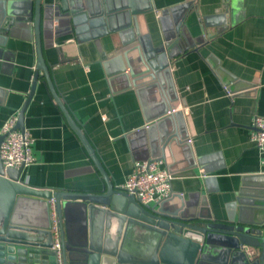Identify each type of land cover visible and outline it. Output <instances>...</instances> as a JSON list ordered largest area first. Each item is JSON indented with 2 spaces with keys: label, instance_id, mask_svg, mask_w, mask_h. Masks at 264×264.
<instances>
[{
  "label": "crops",
  "instance_id": "crops-1",
  "mask_svg": "<svg viewBox=\"0 0 264 264\" xmlns=\"http://www.w3.org/2000/svg\"><path fill=\"white\" fill-rule=\"evenodd\" d=\"M151 2L154 10L138 16L137 22L140 34L150 35L154 46L161 44L164 34L174 37L177 24L188 36L206 39L197 51L181 53L170 63L173 107L182 113L186 141L166 148L160 160L172 175L167 206L204 198L211 221L223 222L229 204L243 191L258 199L255 207L263 208L259 199L264 198V165L249 134L252 118L264 116V0ZM0 35L6 37L0 39L1 130L28 96L37 57L32 35L1 31ZM109 39H101L105 49ZM43 40L44 61L56 92L79 122L110 180L115 186L123 184L134 161L151 159L146 128L160 109L159 90L145 85L122 89L121 81L109 82L92 42L78 45L67 37L48 47V39ZM176 47L181 48V43ZM218 64L234 79L220 78L214 71ZM23 126L35 158L22 171L20 178L26 184L69 193L100 188V175L41 71ZM154 134L159 137V130ZM261 216L248 212L245 218Z\"/></svg>",
  "mask_w": 264,
  "mask_h": 264
},
{
  "label": "water",
  "instance_id": "water-1",
  "mask_svg": "<svg viewBox=\"0 0 264 264\" xmlns=\"http://www.w3.org/2000/svg\"><path fill=\"white\" fill-rule=\"evenodd\" d=\"M153 10L151 0H60L55 4L0 0V31L32 35L37 57L32 86L14 129L24 131V113L41 71L101 178L99 189L83 193L36 188L20 178L23 167L4 169L0 160V264H264V202L263 208L255 207L258 199L239 191L223 222L211 221L204 198H189L171 208L167 199L140 206L110 180L54 88L44 61L43 39H48V47L67 37L78 45L92 42L109 82L121 81L122 89L145 85L159 90L160 109L147 121L146 133L151 160H163L166 148L186 141L182 113L173 107L176 96L170 63L181 53L197 51L206 39L188 36L177 24L174 37L164 34L161 44L154 46L150 35L140 34L137 22L138 16ZM105 37L110 38L106 49L101 43ZM0 39L6 37L0 35ZM179 43L181 48L176 47ZM214 71L220 78L230 76L219 64ZM3 138L0 135V143ZM50 200L60 229V261L51 249ZM248 212L262 216L246 219Z\"/></svg>",
  "mask_w": 264,
  "mask_h": 264
},
{
  "label": "built area",
  "instance_id": "built-area-1",
  "mask_svg": "<svg viewBox=\"0 0 264 264\" xmlns=\"http://www.w3.org/2000/svg\"><path fill=\"white\" fill-rule=\"evenodd\" d=\"M17 115H11L0 130L4 138L0 143V160L4 169H19L35 162L31 152V138L27 132L14 129ZM250 142L262 155L264 165V116H254L251 121ZM172 175L163 161L138 160L132 164V170L123 184L117 186L119 190L132 195L140 206L158 205L171 196ZM50 233L51 249L60 261L61 237L54 202L50 200Z\"/></svg>",
  "mask_w": 264,
  "mask_h": 264
}]
</instances>
